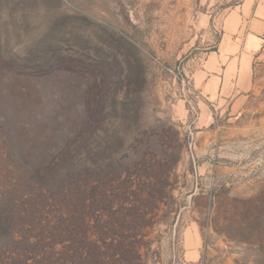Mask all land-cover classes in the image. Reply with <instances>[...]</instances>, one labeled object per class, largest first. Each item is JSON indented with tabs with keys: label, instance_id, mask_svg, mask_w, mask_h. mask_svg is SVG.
Instances as JSON below:
<instances>
[{
	"label": "rangeland",
	"instance_id": "obj_1",
	"mask_svg": "<svg viewBox=\"0 0 264 264\" xmlns=\"http://www.w3.org/2000/svg\"><path fill=\"white\" fill-rule=\"evenodd\" d=\"M241 1L0 0V50L27 69L0 63V213L4 196L48 192L28 177H61L76 157L63 177L86 203L148 213L137 264H264V61L234 99L200 84ZM39 51L57 56L55 73L34 72ZM19 148L33 175L10 160ZM84 213L99 242L101 211Z\"/></svg>",
	"mask_w": 264,
	"mask_h": 264
},
{
	"label": "trees",
	"instance_id": "obj_2",
	"mask_svg": "<svg viewBox=\"0 0 264 264\" xmlns=\"http://www.w3.org/2000/svg\"><path fill=\"white\" fill-rule=\"evenodd\" d=\"M7 54L0 50V63L4 71L9 69L6 64L13 68L9 71L27 72L25 58L19 59L14 55L8 60ZM56 57L39 51L35 57L37 64L34 72L43 75L55 73L58 69L50 66L56 62ZM84 152L88 153L89 150L85 149ZM9 158L28 168L32 175L35 173L30 165L37 161H33L29 149H13ZM82 158L83 155H80ZM87 158L94 161L93 151L88 153ZM78 159L73 157L67 160V170L58 169L61 177H28L29 184L31 181L34 183L33 190L38 187L40 191L47 190V193L40 192L35 197L33 191L29 192V187L25 194L17 191L14 195L4 196V210L0 213V264H137L141 259L143 240L137 237L142 219L148 213L139 211L137 207H120L112 211L114 201L111 198L100 199L99 195L91 196L90 203H86L85 193L77 194L75 183H69L70 177H63L72 170L71 166L78 165ZM68 183L72 185L71 188H67ZM38 201L45 210L50 207L61 212L56 222L49 218L50 215L45 216L44 220L37 218L42 214L36 206ZM62 201L65 202L66 213L61 206ZM86 207L101 211L98 224L94 227L99 242L88 240L90 227L85 221ZM17 233L21 234L18 238Z\"/></svg>",
	"mask_w": 264,
	"mask_h": 264
},
{
	"label": "crops",
	"instance_id": "obj_3",
	"mask_svg": "<svg viewBox=\"0 0 264 264\" xmlns=\"http://www.w3.org/2000/svg\"><path fill=\"white\" fill-rule=\"evenodd\" d=\"M264 61V0H242L223 23L218 48L211 51L201 78L203 95L224 102L250 92L256 65ZM203 81V82H202ZM193 259L199 254L193 252Z\"/></svg>",
	"mask_w": 264,
	"mask_h": 264
}]
</instances>
